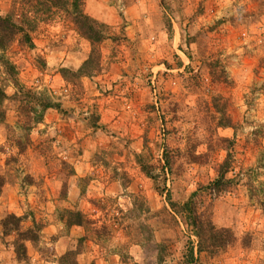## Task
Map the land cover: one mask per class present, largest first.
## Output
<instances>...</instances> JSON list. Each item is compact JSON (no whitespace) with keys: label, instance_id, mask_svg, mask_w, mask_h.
<instances>
[{"label":"rangeland","instance_id":"374dc122","mask_svg":"<svg viewBox=\"0 0 264 264\" xmlns=\"http://www.w3.org/2000/svg\"><path fill=\"white\" fill-rule=\"evenodd\" d=\"M40 2L0 0L30 38L5 49L23 93L0 69V264H264V0H81L102 35L81 75L91 40ZM39 95L59 107L34 121ZM188 198L227 246L197 250Z\"/></svg>","mask_w":264,"mask_h":264},{"label":"trees","instance_id":"16d2710c","mask_svg":"<svg viewBox=\"0 0 264 264\" xmlns=\"http://www.w3.org/2000/svg\"><path fill=\"white\" fill-rule=\"evenodd\" d=\"M33 1V0H30ZM37 2V5L40 6L41 0H34ZM39 1V3H38ZM49 1V0H48ZM54 5H59L58 1H60V5L64 6L65 9H67L72 15H74V18L76 20V23L82 28V34H84L89 40H91L92 43V51L89 57L84 60L83 64L77 69L75 74L81 75L82 73H88L90 68L97 65L95 60H93V56L96 55V49L94 47L95 42H99L102 38V35L100 34L101 31H98L96 29L97 22L90 18L88 15L83 13V11L80 8V2L81 0H51ZM59 5V6H60ZM60 6V7H61ZM33 8H35V4L33 3L32 7L29 10L22 11V16L24 15V20L26 22H32L31 20L35 18L34 15H32ZM37 9V10H36ZM39 8H35L34 12H39ZM27 14V15H26ZM23 20V19H22ZM25 28L14 21L13 17L11 15H0V69L5 75L8 77L7 80L9 83H11L14 87L18 89L20 93H23L24 90H22V85L19 83L17 77H16V67L15 65L9 61V59L5 55V49L7 47V44L15 37V35L19 32H23V38L30 42L29 33L24 31ZM65 69H62V74H64ZM41 98H37L39 107H40V113L37 115L36 118H34V121H40L43 117V112L48 108H58L59 103H54L51 101L50 98L45 97L43 95H39ZM6 98V93L4 88H0V108L2 105L3 100ZM2 119V110L0 109V121ZM229 166V160L225 159L223 163L221 164L218 177L212 181L211 188L215 189L216 191H220L223 188V183H225L227 180H225L224 175L228 170ZM4 184V180L2 176L0 175V192L1 188ZM168 200L170 201V205L172 208H175L176 203L174 201L170 200V195H167ZM180 211L183 213L184 218L186 220V223L193 228L196 236L198 237V251L206 250L209 252H215L218 249L224 248L229 244L231 241V236L228 234L227 229H217L215 228L211 223H204L199 220L195 205L191 198L186 199L184 202L180 205ZM65 218H66V224H78L82 225L84 222L82 220V213L80 211H73L66 209L65 210ZM13 220V222L11 221ZM19 217H16L14 215L7 216L3 222V228L6 231V227L9 226V224H13L15 227H13V231L17 232V236L19 239H30L34 240L36 238V235L33 233V229L28 230H20V227L18 225ZM10 229V228H9ZM7 229V230H9ZM223 232H225L226 236H223ZM5 233V232H4ZM22 242L18 243V247H16V251H21L24 247L22 245ZM193 247L189 246L187 251V258L185 260L186 264L193 263Z\"/></svg>","mask_w":264,"mask_h":264}]
</instances>
